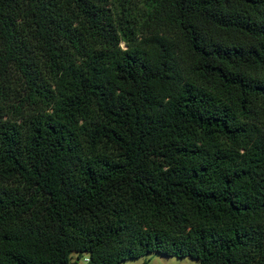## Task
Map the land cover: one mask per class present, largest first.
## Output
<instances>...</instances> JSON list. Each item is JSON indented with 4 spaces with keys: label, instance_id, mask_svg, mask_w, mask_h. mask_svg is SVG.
Wrapping results in <instances>:
<instances>
[{
    "label": "trees",
    "instance_id": "trees-1",
    "mask_svg": "<svg viewBox=\"0 0 264 264\" xmlns=\"http://www.w3.org/2000/svg\"><path fill=\"white\" fill-rule=\"evenodd\" d=\"M152 255L264 264V0H0V264Z\"/></svg>",
    "mask_w": 264,
    "mask_h": 264
},
{
    "label": "rangeland",
    "instance_id": "rangeland-1",
    "mask_svg": "<svg viewBox=\"0 0 264 264\" xmlns=\"http://www.w3.org/2000/svg\"><path fill=\"white\" fill-rule=\"evenodd\" d=\"M75 259L76 258L74 257V263L86 264L85 263L86 257L81 258L78 262ZM145 262L147 264H200L198 261L192 260L190 258L178 259V258H168L160 255H152L148 259L141 258L134 261L130 260L122 264H145Z\"/></svg>",
    "mask_w": 264,
    "mask_h": 264
},
{
    "label": "built area",
    "instance_id": "built-area-1",
    "mask_svg": "<svg viewBox=\"0 0 264 264\" xmlns=\"http://www.w3.org/2000/svg\"><path fill=\"white\" fill-rule=\"evenodd\" d=\"M85 263L86 264L89 263V258H86Z\"/></svg>",
    "mask_w": 264,
    "mask_h": 264
}]
</instances>
